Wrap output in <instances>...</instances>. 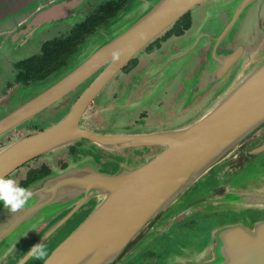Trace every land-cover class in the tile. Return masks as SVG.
Segmentation results:
<instances>
[{"label": "water", "instance_id": "obj_1", "mask_svg": "<svg viewBox=\"0 0 264 264\" xmlns=\"http://www.w3.org/2000/svg\"><path fill=\"white\" fill-rule=\"evenodd\" d=\"M206 1L140 0V13L127 26L107 35L69 74L0 120L1 139L42 110L61 103L64 96L107 65L60 121L16 138L0 149V176L8 178L28 162L81 139L111 150L161 148L133 165L121 160L102 162L92 157H70L66 168H52L50 173L26 186L34 193L26 210L13 214L0 202V262L12 258L27 245V235L40 225L67 213L33 246L43 245L87 205L88 215L40 264H118L149 230L181 206L191 188L220 165L226 166L223 183L206 189L201 200L191 203L187 211L206 203L215 205L205 201V196L230 188L239 190L242 196L257 194L259 200L264 198L261 184L264 173L254 163L264 155V142L239 157L250 141L264 133V51L248 54L238 49L228 55L215 52L216 46L236 30L245 8L256 0H227L215 8L231 6L234 15L217 37L202 78L206 82L199 83V87L204 91L224 74L231 73V77L214 103L191 125L171 132L135 136H101L80 127L86 108L107 82L182 16ZM135 6L136 3L128 12L133 14ZM113 53L118 58L114 59ZM237 61L241 68L231 70ZM219 64L223 65L220 74L215 73ZM250 167L254 168L253 176L246 172ZM241 205L219 206L225 210L251 209L264 215V204ZM210 233V242L204 249H192L187 262L173 264H264V218L254 224L219 225ZM29 250L13 264H26L32 258Z\"/></svg>", "mask_w": 264, "mask_h": 264}, {"label": "flooded vegetation", "instance_id": "obj_2", "mask_svg": "<svg viewBox=\"0 0 264 264\" xmlns=\"http://www.w3.org/2000/svg\"><path fill=\"white\" fill-rule=\"evenodd\" d=\"M139 1L0 0V120L60 81L85 61L107 35L115 33L121 25L138 16ZM223 1L227 0H208L196 6L186 13L185 20L178 21L125 64L86 108L85 111L89 107L95 108V113L92 117L94 126L87 125L85 130L101 136H135L171 132L188 126L231 77V73L224 74L204 91L199 87V83L206 82L202 78L217 37L234 15L231 6L215 9ZM135 3L131 14L128 11ZM247 23L249 27L245 30ZM80 36L83 41L76 49L64 58L62 64H55L59 59L56 46L60 45L62 52L61 43ZM238 49L248 54L264 51V0H256L245 8L236 30L227 35L224 43L216 46L215 52L228 55ZM47 52L50 56H47ZM217 59L219 61L221 58L218 56ZM239 66L240 61H237L232 64L231 70L234 71ZM106 67L107 65L101 67L83 85L64 96L62 102L73 94H77V100ZM222 69L223 65L219 64L215 73L220 74ZM142 100L144 102L136 106ZM62 102L42 110L37 117L23 122L10 132L25 129L26 136L56 124L69 112L74 102L62 117L52 123L40 127L38 122L43 114L61 107ZM100 107L105 110L102 114H99ZM263 142L264 137L250 141L239 156ZM64 149L62 155L40 156L14 173L19 174V178L32 167L39 173L45 169L48 174L52 168H66L70 157H92L102 162L121 160L135 164L161 150L158 146L111 150L85 139ZM46 158L49 160L46 161ZM254 163L259 170H264V155ZM220 168L211 171V175L199 186L188 191L181 206L163 218L153 232L147 234L118 264L185 263L192 256V249L201 250L208 245L210 231L214 227L239 222L254 224L261 220L262 214L255 210H225L211 203L187 211L191 203L200 200L205 190L210 189L217 179H221L226 166L221 170ZM86 210L87 205L74 213L43 244L46 251L51 247L47 256L54 248L50 245V240L59 232L72 231L85 218ZM66 214L51 223L40 225L35 232L27 235V245L0 264L17 263ZM34 258L32 256L26 264H34ZM42 261H37L36 264Z\"/></svg>", "mask_w": 264, "mask_h": 264}, {"label": "rangeland", "instance_id": "obj_3", "mask_svg": "<svg viewBox=\"0 0 264 264\" xmlns=\"http://www.w3.org/2000/svg\"><path fill=\"white\" fill-rule=\"evenodd\" d=\"M253 23V22H252ZM127 24L128 23H125V24H123V25H121L122 27L120 28V29H122V28H124L125 26H127ZM245 30H247L248 29V27H249V24L247 23L245 26ZM117 28H119V27H117ZM116 28V29H117ZM119 29V30H120ZM119 30H117V31H119ZM116 31V32H117ZM33 48H35V46L33 47ZM241 68V63H240V66H239V68H237L236 70H238L239 71V69ZM228 85V83H225V86H224V88L226 87ZM223 88V89H224ZM222 89V90H223ZM221 90V91H222ZM221 91L220 92H218L216 95H214V97L213 98H211L210 99V101L207 103V105L204 107V109L202 110V112L193 120V121H191L188 125H191V123H193L194 121H196L199 117H200V115L207 109V108H209L213 103H214V101L217 99V97H218V95L221 93ZM79 94V93H78ZM76 97H77V94H73L71 97H69V98H67L66 100H64L62 103L63 104H61L62 106L61 107H57V108H53V109H51L52 111L51 112H48V113H45V114H43V116L41 117V119L39 120V122H38V124H40V127L41 126H44V125H46V124H50V123H52L53 121H55L56 119H58V118H60V117H62L68 110H69V107L72 105V103L76 100ZM104 107H100V113L99 114H102V113H104ZM86 113H84L85 115H83V117H82V121H81V124H80V127L82 128V129H87V125H90L91 127H93L94 125H93V122H92V117H93V115H94V113H95V108H93V107H89L88 109H87V111H85ZM29 124H32V123H28V125ZM186 127V126H185ZM183 128V127H182ZM24 130L25 129H19V130H14V132H9L7 135H5V136H3L1 139H0V149L3 147V146H5L6 144H8L9 142H11L12 140H14V139H16V138H20V137H22V136H24L25 135V133H24ZM259 137H264V133H262L260 136H258L257 138H259ZM256 139V138H255ZM65 152V149L64 148H62V149H60V150H57V151H55L52 155H62L63 153ZM240 157V156H239ZM127 163H129V162H127ZM35 164V163H34ZM129 164H131V163H129ZM133 165V164H132ZM225 165H220V170L221 169H223V167H224ZM262 167H264V165L262 166ZM216 169V168H215ZM214 169V170H215ZM253 167H250V168H247L246 169V172L247 173H250L252 176L253 175H255V173H253L254 171H253ZM213 171V170H212ZM261 172L262 171H264V170H260ZM264 173V172H263ZM18 175L19 174H12L11 176H9L8 178L9 179H14V180H16V178L18 177ZM209 175H211V172L209 173ZM208 175V176H209ZM207 176V177H208ZM224 176H225V171H223V173H222V176H221V179H217V182H215V183H213V186H215V185H218V184H222L223 183V178H224ZM207 177H205V178H207ZM263 183H261L263 186H264V180L262 181ZM200 185V183H198L197 185H195L194 187H197V186H199ZM193 187V188H194ZM193 188H191V189H193ZM191 189H190V191H191ZM185 201V197H184V200L182 201V203ZM239 209H233V211H238ZM256 212H258V211H256ZM172 213V212H171ZM170 213V214H171ZM260 213V212H259ZM86 214H87V212H86ZM88 215V214H87ZM86 215V216H87ZM169 215V214H168ZM85 216V217H86ZM167 216V215H166ZM166 216L164 217V218H166ZM264 218V215L262 214V219ZM163 219H161V221H162ZM82 222V220L79 222V224ZM160 222V221H159ZM158 222V223H159ZM158 223L151 229V230H149L148 231V233L147 234H150V233H152L153 232V230L156 228V226L158 225ZM78 224V225H79ZM77 227V226H76ZM75 227V228H76ZM74 228V229H75ZM73 229V230H74ZM72 230V231H73ZM72 231H70V230H68V231H62V232H59L57 235H56V237L55 238H53L52 240H50V245L51 246H53L54 248L61 242V241H63ZM146 234V235H147ZM145 235V236H146ZM144 236V237H145ZM144 239V238H143ZM142 239V240H143ZM139 244V243H138ZM137 244V245H138ZM136 245V246H137ZM135 246V247H136ZM45 259V258H44ZM43 259V260H44ZM37 261H42V260H38L36 257L34 258V260H33V263L34 264H36V262Z\"/></svg>", "mask_w": 264, "mask_h": 264}, {"label": "clouds", "instance_id": "obj_4", "mask_svg": "<svg viewBox=\"0 0 264 264\" xmlns=\"http://www.w3.org/2000/svg\"><path fill=\"white\" fill-rule=\"evenodd\" d=\"M113 57L118 58V54L113 53ZM33 195L32 190L19 186L14 179L0 176V202L9 212L15 214L26 210ZM28 255L43 260L47 256V251L43 245H35L29 250Z\"/></svg>", "mask_w": 264, "mask_h": 264}, {"label": "trees", "instance_id": "obj_5", "mask_svg": "<svg viewBox=\"0 0 264 264\" xmlns=\"http://www.w3.org/2000/svg\"><path fill=\"white\" fill-rule=\"evenodd\" d=\"M187 18V14H185L184 16H182L180 18L179 21H183ZM83 41V37H79L77 39L74 40H65L64 43H61V45H63V51L61 52V50L59 49L60 45L56 46L57 48V54H58V61L55 62V64H62L64 61V58L67 57L68 55H70L78 46L79 43H81ZM47 56H50V53L47 52ZM50 73V71L48 72ZM29 168V167H26ZM45 174H47V170L43 169L42 172H37L36 169L30 167V170L28 172H26L25 174H22L19 178H17L15 181L17 182V184L21 187H26L28 186L30 183H32L33 181H35L36 179L44 176ZM0 209H1V204H0ZM51 249V247L47 250V252Z\"/></svg>", "mask_w": 264, "mask_h": 264}, {"label": "bare ground", "instance_id": "obj_6", "mask_svg": "<svg viewBox=\"0 0 264 264\" xmlns=\"http://www.w3.org/2000/svg\"><path fill=\"white\" fill-rule=\"evenodd\" d=\"M232 180V179H231ZM205 201L214 202L215 205H229L234 204L236 207L250 204L252 206H260L264 204V198L259 200L257 194H253L252 197L242 196L237 189H227L220 194H212L210 196H205ZM201 200V199H200ZM218 203V204H217Z\"/></svg>", "mask_w": 264, "mask_h": 264}]
</instances>
